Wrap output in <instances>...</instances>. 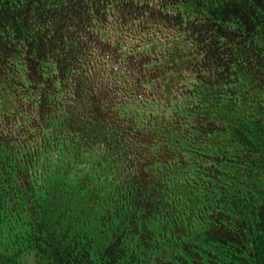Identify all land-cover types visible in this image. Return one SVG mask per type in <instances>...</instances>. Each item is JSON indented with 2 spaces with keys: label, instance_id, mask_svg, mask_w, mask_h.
Instances as JSON below:
<instances>
[{
  "label": "trees",
  "instance_id": "16d2710c",
  "mask_svg": "<svg viewBox=\"0 0 264 264\" xmlns=\"http://www.w3.org/2000/svg\"><path fill=\"white\" fill-rule=\"evenodd\" d=\"M0 264H264V0H0Z\"/></svg>",
  "mask_w": 264,
  "mask_h": 264
}]
</instances>
